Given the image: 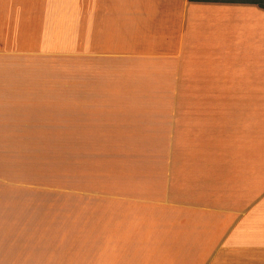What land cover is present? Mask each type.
<instances>
[{"label": "crops", "instance_id": "0c3cea01", "mask_svg": "<svg viewBox=\"0 0 264 264\" xmlns=\"http://www.w3.org/2000/svg\"><path fill=\"white\" fill-rule=\"evenodd\" d=\"M69 24H77L78 51H55V38H69L55 30L69 31ZM71 52L75 64L56 65L77 82L55 79V54ZM74 84L80 93L66 89ZM54 103L80 104L98 128L173 136L175 164L177 151L190 152L186 171L202 177L206 214L221 217L220 247L205 261L264 264L261 113L255 106L183 112L175 105L264 103V7L243 0H0V247L14 245L7 240L20 223L23 173L32 180L38 145L47 146L53 133ZM161 104L173 109L160 111ZM195 130L207 137L181 139ZM140 221L127 241L131 230L148 240ZM244 251L262 254L234 253Z\"/></svg>", "mask_w": 264, "mask_h": 264}, {"label": "rangeland", "instance_id": "374dc122", "mask_svg": "<svg viewBox=\"0 0 264 264\" xmlns=\"http://www.w3.org/2000/svg\"><path fill=\"white\" fill-rule=\"evenodd\" d=\"M60 33L69 38H55L54 50L77 52V24H69L66 32L55 30ZM73 52L55 54V79L77 82L71 75L76 73L61 72L56 65L75 64ZM66 89L80 93L76 84ZM78 105L53 104V133L47 146L45 141L38 145L32 180L23 173L20 223L7 240L14 245L0 247V264H239L205 261L219 249L224 231L219 215L206 214L201 175L186 171L189 151H177V165L170 134L98 128L94 114L79 112ZM161 105L160 111L173 109V104ZM175 105L183 112L255 106L264 137V103ZM199 132L182 133L181 139L207 137ZM142 219L146 224L139 229H150L148 240H142L141 230H131L127 241V230L138 228Z\"/></svg>", "mask_w": 264, "mask_h": 264}, {"label": "trees", "instance_id": "16d2710c", "mask_svg": "<svg viewBox=\"0 0 264 264\" xmlns=\"http://www.w3.org/2000/svg\"><path fill=\"white\" fill-rule=\"evenodd\" d=\"M249 2H253L258 4L261 7H264V0H250Z\"/></svg>", "mask_w": 264, "mask_h": 264}]
</instances>
